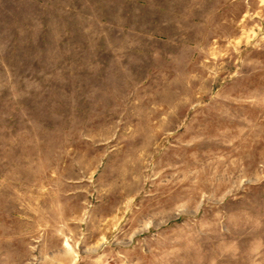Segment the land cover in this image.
<instances>
[{"label":"rangeland","instance_id":"obj_1","mask_svg":"<svg viewBox=\"0 0 264 264\" xmlns=\"http://www.w3.org/2000/svg\"><path fill=\"white\" fill-rule=\"evenodd\" d=\"M0 264H264V0H0Z\"/></svg>","mask_w":264,"mask_h":264}]
</instances>
